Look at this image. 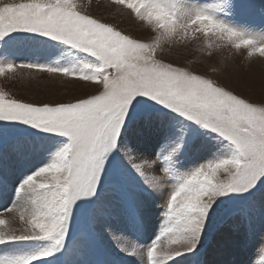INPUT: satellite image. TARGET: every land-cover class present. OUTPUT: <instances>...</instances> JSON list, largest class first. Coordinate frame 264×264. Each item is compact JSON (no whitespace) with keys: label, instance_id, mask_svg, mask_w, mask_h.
I'll use <instances>...</instances> for the list:
<instances>
[{"label":"rangeland","instance_id":"1","mask_svg":"<svg viewBox=\"0 0 264 264\" xmlns=\"http://www.w3.org/2000/svg\"><path fill=\"white\" fill-rule=\"evenodd\" d=\"M3 2L27 0H0ZM74 2L83 14L122 34L146 43L160 38L156 56L165 63L203 75L250 102L264 98V56L235 37L189 23L186 33L178 29L171 38H163L155 24L141 20L115 0ZM168 2L174 5V22L183 23L196 13L207 14L242 38L264 45V0ZM98 63L90 53L63 41L17 30L0 38V65L5 66L0 73V95L32 103L83 98L100 89L88 81L26 65H46L79 75L91 74ZM8 64L13 65L11 71ZM138 101L126 111L115 147L103 156L98 187L92 195L73 202L64 222V240L55 245L53 255L33 264H151L147 251L166 227L169 195L180 179L201 166L236 156L235 146L213 129L150 97ZM68 143L69 138L62 134L20 120L0 119V212L30 206L33 194L18 191L20 185L53 163ZM129 159L144 165L143 174ZM165 167L167 175L162 173ZM0 218L7 219V214ZM10 226L22 227L19 223ZM123 238L130 244L120 242ZM53 243L0 244V261L37 253ZM175 246L161 237L156 251L162 264H264V175L250 191L218 197L206 214L196 250L166 260L164 253ZM137 248L142 252L140 261Z\"/></svg>","mask_w":264,"mask_h":264},{"label":"snow or ice","instance_id":"2","mask_svg":"<svg viewBox=\"0 0 264 264\" xmlns=\"http://www.w3.org/2000/svg\"><path fill=\"white\" fill-rule=\"evenodd\" d=\"M115 2L126 5L141 20L155 24L162 30L163 38H171L178 29L186 33L189 23L203 25L204 29L235 37L240 44L264 56V45L257 46L252 39L242 38L210 15L196 13L180 23L173 21L174 5L168 0ZM17 30L43 34L96 57L99 63L91 74L77 75L46 65L26 66L91 82L100 91L55 103L24 102L0 95V119L20 120L69 138L53 163L28 176L20 185L18 191L33 194L30 206L0 212V216L7 214V219L0 218V244L51 240L53 246L0 264H33L53 255L55 245L64 240V222L73 202L80 196L92 195L98 187L103 156L115 147L126 111L139 102V97H150L213 129L237 150L233 158L201 166L180 179L169 195L166 227L147 251L151 264H162L156 251L161 237L176 245L164 253L166 260L194 252L206 214L216 199L234 191H250L264 175V98L258 103L250 102L203 75L165 63L156 56L160 38L146 43L122 34L83 14L74 0L0 3V38ZM6 67L11 71L13 65ZM4 71L5 66L0 65V73ZM129 162L143 174V164L131 159ZM168 171L167 167L162 169L165 175ZM220 175L223 178H218ZM13 223L22 227H11Z\"/></svg>","mask_w":264,"mask_h":264},{"label":"bare ground","instance_id":"3","mask_svg":"<svg viewBox=\"0 0 264 264\" xmlns=\"http://www.w3.org/2000/svg\"><path fill=\"white\" fill-rule=\"evenodd\" d=\"M152 138V137H151ZM151 140H149L148 142H150ZM145 142V141H144ZM151 143V142H150ZM6 196V195H5ZM2 197V196H1ZM4 198V197H3ZM115 228V227H114ZM124 229V228H123ZM112 230H114V229H112ZM116 240H117V238H116ZM120 240V242H128L129 244H130V242H129V240H128V238H123V239H119ZM117 242V241H116ZM119 242V243H120ZM121 244V243H120ZM137 256H138V258H137V260H139L140 261V259H142L141 258V253L142 252H140V250H139V248H137ZM136 259H134V261H135ZM240 260V259H239ZM142 261V260H141Z\"/></svg>","mask_w":264,"mask_h":264}]
</instances>
